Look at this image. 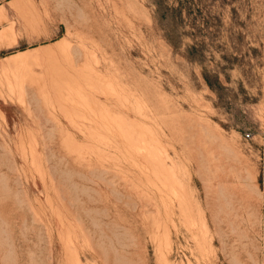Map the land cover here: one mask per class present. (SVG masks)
<instances>
[{
    "label": "rangeland",
    "instance_id": "rangeland-1",
    "mask_svg": "<svg viewBox=\"0 0 264 264\" xmlns=\"http://www.w3.org/2000/svg\"><path fill=\"white\" fill-rule=\"evenodd\" d=\"M4 15L0 264H264V0Z\"/></svg>",
    "mask_w": 264,
    "mask_h": 264
},
{
    "label": "crops",
    "instance_id": "crops-1",
    "mask_svg": "<svg viewBox=\"0 0 264 264\" xmlns=\"http://www.w3.org/2000/svg\"><path fill=\"white\" fill-rule=\"evenodd\" d=\"M15 1H17V0H0V11L2 10V7H4L6 9L7 7H9V3L15 2ZM6 17H7L6 15H4L3 17L2 16L0 17V25L2 24L3 27L7 28L6 31H7V35L10 37V40L12 38H15V41H12L10 43L8 41L5 43H2L0 46V49H3L5 47H12V46L18 44L19 40L21 39V37L18 34H13V31H12L11 27H9L8 24H4ZM2 26H0V30L2 29Z\"/></svg>",
    "mask_w": 264,
    "mask_h": 264
},
{
    "label": "built area",
    "instance_id": "built-area-1",
    "mask_svg": "<svg viewBox=\"0 0 264 264\" xmlns=\"http://www.w3.org/2000/svg\"><path fill=\"white\" fill-rule=\"evenodd\" d=\"M247 135H248V133H247Z\"/></svg>",
    "mask_w": 264,
    "mask_h": 264
}]
</instances>
